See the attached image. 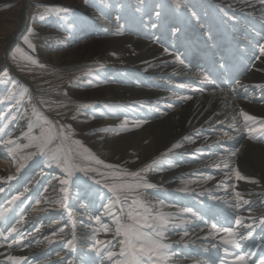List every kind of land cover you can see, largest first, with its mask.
<instances>
[{
	"label": "bare ground",
	"instance_id": "1",
	"mask_svg": "<svg viewBox=\"0 0 264 264\" xmlns=\"http://www.w3.org/2000/svg\"><path fill=\"white\" fill-rule=\"evenodd\" d=\"M18 1L15 19L7 24L10 28L0 26V36L12 30L7 41L0 40V70L7 69L13 81L30 89L32 102L56 129L61 123L42 104L41 93L47 86L51 91L68 90L66 94L76 101L96 103L95 110L83 117L87 139L93 140V155L115 165L116 171L134 172L159 161L142 173L147 182L156 185L142 189V199L153 206L154 213L160 211L170 217L165 242L171 245L169 254L174 264H236L235 254L244 255L247 264H260L264 259V225H259L264 217V137L248 138L239 111L264 120V56L259 50L264 45V0H181L179 9L172 0H43L69 4L81 12L77 20L66 21L58 32L55 28L43 32L45 45L37 51L40 63L52 70L94 61L85 71L90 75L77 87L74 82L79 74L71 73L62 81L54 73L48 78L40 73L26 76L11 62L9 51L13 47L28 48L21 35L28 31V22L38 24L28 17L39 0ZM156 12H160L159 17ZM177 56L183 63L176 62ZM244 64L248 69L242 74ZM236 70L241 75L234 87L221 88L213 80V72ZM201 74L214 82L202 81ZM3 117L0 110V181L9 175L16 179L0 182L4 188L0 212L9 209L0 219V264H11L9 256L24 258L22 264H100V257L89 249L94 243V229L102 224L110 231H100L95 239L111 241L109 247L119 252L115 243L121 237L114 235L113 218L106 212L115 197L104 187L103 178L96 173H75L64 201L60 180L66 178L65 173L55 174L53 163L48 166L49 159H43L40 171L35 165L28 166L29 160L17 172L19 155H27L34 148H23L29 143L23 126L3 128ZM40 132L41 127L35 124L32 135L39 136ZM8 140L14 144H6ZM176 143L181 147L169 152ZM14 145L22 148L16 159L9 152ZM69 150L72 159L81 163L67 141L65 152ZM82 162L101 172L113 171ZM232 167L259 183L237 180ZM107 182L111 183V178ZM236 191L249 204L241 201L239 208L234 207ZM20 193L21 199L9 205L8 200ZM119 207L112 209L117 215ZM185 208L196 215L184 212ZM22 216L24 223L18 225ZM96 216H100V223ZM238 216L244 217L243 224H252L250 237L247 227L236 224ZM180 220L187 223L171 227ZM12 226L17 232L9 235ZM224 228L244 234L239 249L223 243L227 238ZM73 231L75 247L69 251L67 242L73 239ZM45 237L54 242L48 243ZM104 264L111 262L104 260Z\"/></svg>",
	"mask_w": 264,
	"mask_h": 264
},
{
	"label": "snow or ice",
	"instance_id": "2",
	"mask_svg": "<svg viewBox=\"0 0 264 264\" xmlns=\"http://www.w3.org/2000/svg\"><path fill=\"white\" fill-rule=\"evenodd\" d=\"M141 3H143V0H141ZM172 3L177 9L182 7L181 0H172ZM67 11L69 10L63 8H49L41 14V17L43 18L45 15ZM137 11H140V9L137 8ZM192 15L195 17L196 13H192ZM156 16L159 17L160 12H156ZM152 27H156V24H153ZM29 34H31V30L29 31ZM24 42L28 44L29 48H33V45L27 36L24 37ZM259 50L261 56H264V45H261ZM165 51H167V49H165ZM17 52H20L19 48L13 50L12 59L15 60ZM113 55H115V53H113ZM25 59H27L33 65L44 67V65L39 64L37 60L30 56L25 57ZM176 62L183 63L179 56L176 57ZM2 75L4 77H8L7 69L2 71ZM201 78L202 81L211 83L207 75L201 74ZM11 97L12 94L10 93L9 96L4 97V99L8 100ZM23 99L24 96L21 95L19 99L15 100V103L20 104ZM181 99L188 100L191 99V97H182ZM80 107H86V105H81ZM239 116L243 117L244 123L242 127L248 134V138L250 140H256L258 136L264 137V120L258 121L257 117L249 115L242 109L239 111ZM13 119H15V117H13ZM38 120L43 121V124H36V127H41L40 135H32V126L30 125L29 132L25 133V137L29 140V143L22 146L23 148H35V151L27 155H19L17 160V172H20L22 169H24L27 165V162L34 156L49 154L48 166L51 167L52 162H55L56 166L62 168L66 174V178L60 180V184L64 186L60 189V191L65 194L64 201L67 200V186L69 185L70 181H72L73 176L77 172H81L85 176H88L89 173H96L105 181L104 187L108 188V190L113 193V196L115 197L114 201H110V203L106 206V212L113 218V223L115 224L114 235L121 237V239L118 241L119 252H116L111 247H109V245L112 243L111 241L95 239L96 234L100 231L103 230L105 233L110 231L107 224H102L100 228L94 229V243L89 250L100 257V264H104V260L110 261L111 264H174L172 255L169 254L171 245L165 242L166 233L169 230L170 217L168 214L160 211H156L154 213L153 206L142 199V189H151L156 187L155 184L147 182L142 173H147L149 169L153 167V165H159V161L153 160L151 164H148L134 172H128L126 170L116 171L115 165L105 164L104 161L91 154L87 149H83V153H78L80 160L89 161L95 165H103L105 169H112L113 171L101 172L95 167L83 166L81 163H77L72 159L70 150L65 152V144L71 138V131L69 130L66 133L63 126H61L59 129H56L55 123L48 120L46 117L38 116ZM139 126L140 124L138 123L137 127ZM224 135L227 136L228 139H232L228 133H225ZM57 139L61 140V144L57 147H52L54 141ZM71 142L74 145L82 147L79 141L72 140ZM5 143L14 144V142L11 140L6 141ZM178 147H181L179 143L173 144L168 151L171 152L173 149ZM21 151L22 148L20 145H14V147L9 148V152L13 155L14 159H16L17 155ZM232 155L235 156L236 153L233 152ZM225 166L229 167L227 163ZM232 172H234L235 178L237 180H249V182L253 184L259 183V181L256 179H250L241 175L240 171L235 167H232ZM125 177H130L131 181H125ZM109 178L112 180L111 183L107 182ZM14 179H16V176L9 175L7 176L6 180L0 182L7 183ZM208 179H212V177H208ZM95 182L100 184L101 180L97 179ZM3 191L4 188L0 187V192ZM24 191L27 192L28 189L26 188ZM45 191H47V189H45ZM22 195L23 193L13 195L11 199L8 200V204H14L16 201L21 199ZM235 198L237 203L234 205V207L236 208L241 206V201L245 205L249 204V201L243 200L239 191L235 192ZM64 201H61L60 203L63 204ZM40 203V200L36 201L37 205ZM160 203L163 204L162 201ZM114 205L120 206L118 209L119 215L112 211ZM229 206L232 207L233 205ZM8 210V208H5L2 212H0V219L4 217V213ZM33 211H37V209L33 208ZM183 211L186 213H191L193 216L196 215V213L190 208H185ZM249 211H251V208H249ZM69 216H71V213H69ZM89 219H93V217H89ZM94 219L97 221V223H100V216H96ZM243 220L244 217L238 216L236 218V224L247 227L249 229L247 236L250 237L252 235L253 226L252 224H243ZM16 223L18 225L23 224L24 217L22 216L19 220H17ZM185 223H187L186 220H180L179 223L173 224L171 227L178 228ZM259 225H264V217L259 219ZM213 229H215V225H213ZM37 231H39V229H37ZM60 231L63 232V229H60ZM223 231L227 234V238L223 239V243L231 245L233 248L239 249L241 247L239 241L244 239V234L231 228H224ZM14 232H17L16 226L11 227L9 235ZM53 235H56V233L54 232ZM184 235H187V232H185ZM0 236H3L2 231H0ZM6 238L7 237H5V239ZM45 239L48 240V243L50 244L54 242L49 237H45ZM75 239L76 236L75 232L73 231V239L67 242L69 251L74 250ZM181 240H183V236H181ZM13 242L20 244L21 240H14ZM8 247H11V245H8ZM105 249H107V251H105ZM57 255H59V253H57ZM23 259L24 258L17 256L8 257V260L11 262V264H22ZM235 262L236 264H247L246 258L242 254H235ZM68 264H72V262L69 261ZM260 264H264V259H261Z\"/></svg>",
	"mask_w": 264,
	"mask_h": 264
},
{
	"label": "rangeland",
	"instance_id": "3",
	"mask_svg": "<svg viewBox=\"0 0 264 264\" xmlns=\"http://www.w3.org/2000/svg\"><path fill=\"white\" fill-rule=\"evenodd\" d=\"M18 4H19L18 0H0V22H1L0 26L2 25L3 27H5L4 25H6V28L8 27L10 28V26L7 24L8 22L11 23L14 21L15 19L14 10L19 9ZM49 8H63V9H68L69 11L53 13L51 15H45L42 18L41 14L44 13L45 10ZM78 14H81V12L77 8L72 7L69 4L65 5L64 3H55L54 1L43 2V0H39L37 4L33 6L32 13L28 17L29 21L31 20L38 24L37 25L33 24L31 26L30 22H28V28H27L28 31H26L24 34H21L23 41H24L25 36L28 37L29 41L33 45V48H29L28 44H27V47H28L27 49L23 47H18V46L13 47L12 50L9 51L11 62L19 66V70L23 71V73L26 76L36 75L40 73L42 74L41 77L48 78V77H51L52 73H54L55 76L59 77L61 79L59 80L62 81L70 77L71 73L76 74L77 77L79 74L80 78H78L74 82L75 84L74 87L79 86L82 82H84L83 80L88 75H90V74L88 75L85 74V71L87 69L89 71L92 68L93 66L92 64L94 63V61L88 60L83 63L84 65L75 66L74 68H71V69L61 67V68H58V69L56 68L52 70L50 66H47L46 64H41L40 63L41 61L39 60L37 56L38 54L37 51L39 50V48L45 45L46 37L43 36L42 33L49 32L53 28H55L54 30L58 32L59 30H61L63 26H65L66 21H69L72 19L77 20ZM30 30H31V34H29ZM7 32L8 34H6ZM7 32L5 33V35L0 36L1 41L5 42L8 40V38H10L12 30H8ZM4 37L6 38V40ZM16 48H20V52L16 53V58L14 60L12 59V52ZM29 56L37 60L39 64L44 65V67H41L42 68L41 70H36L37 68H40V67L31 64L27 59H25V57H29ZM24 62H26L27 64ZM3 70H5V68L0 70V101H2L0 102V106H1L0 110L4 112V117H3L4 124L2 125V127L6 128L12 125L19 124L23 126L22 132L26 133V131L29 130L30 125L33 127L37 123L43 124L42 120H38V116L46 117L47 119L48 117L44 112H42V110H40V108L35 103L32 102V98L29 93L30 89L24 84H21L20 86L19 82L13 81L12 74L8 70H7L8 77H4L2 75ZM209 81L212 82L213 80L209 78ZM47 87L48 88L44 89L41 93L42 104L44 105L45 109H47L48 112H50L52 115L58 118L57 120L64 127L66 133L69 130L71 131L72 135L69 141L72 146L74 157L80 159L78 153H83V149H87L91 154H93V150L91 147V141L93 143V140L87 139L88 129L85 127L83 117L90 114L92 111H94L97 104L91 100L76 101L75 99H71L70 96L66 94L68 90L51 91L49 86ZM10 93L12 94V97L8 100H5L4 97L9 96ZM21 95L24 96V99L21 101L20 104H16L15 100L19 99ZM81 105H86V107H80ZM13 117H15V119H13ZM72 140L79 141L82 147L72 144L71 142ZM60 144H61L60 141L55 140L52 147H57ZM34 151H35V148L33 149L32 152ZM194 152L195 151L193 150L192 154ZM195 155H198V152ZM43 159L44 160L49 159V154L34 156L29 161L28 166L32 168V166L35 165L40 171L44 167L43 162H42ZM52 163H53V166H55L56 168L55 162H52ZM81 164L84 165L85 163L81 161ZM28 166H27V169L30 168ZM55 168L53 169L55 174L62 175L65 173L62 170V168L60 167H58V169L57 168L55 169ZM77 234H80V232L78 231ZM79 236L80 235H78L77 237ZM115 244H118V242H116ZM216 250L220 251L219 249H216ZM226 253L227 251L222 252L223 255H226Z\"/></svg>",
	"mask_w": 264,
	"mask_h": 264
}]
</instances>
